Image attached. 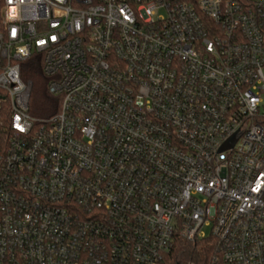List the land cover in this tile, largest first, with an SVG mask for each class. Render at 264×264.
<instances>
[{"label":"built area","instance_id":"obj_1","mask_svg":"<svg viewBox=\"0 0 264 264\" xmlns=\"http://www.w3.org/2000/svg\"><path fill=\"white\" fill-rule=\"evenodd\" d=\"M207 237L209 264H264V0H0V264Z\"/></svg>","mask_w":264,"mask_h":264},{"label":"trees","instance_id":"obj_2","mask_svg":"<svg viewBox=\"0 0 264 264\" xmlns=\"http://www.w3.org/2000/svg\"><path fill=\"white\" fill-rule=\"evenodd\" d=\"M24 78L32 83L30 113L36 117L53 115L59 106V98L48 91V78L44 75L41 61L30 59L24 69ZM219 253L214 237H207L197 243L180 240L163 264H209Z\"/></svg>","mask_w":264,"mask_h":264},{"label":"rangeland","instance_id":"obj_3","mask_svg":"<svg viewBox=\"0 0 264 264\" xmlns=\"http://www.w3.org/2000/svg\"><path fill=\"white\" fill-rule=\"evenodd\" d=\"M204 230L208 236L211 234V227H206Z\"/></svg>","mask_w":264,"mask_h":264},{"label":"water","instance_id":"obj_4","mask_svg":"<svg viewBox=\"0 0 264 264\" xmlns=\"http://www.w3.org/2000/svg\"><path fill=\"white\" fill-rule=\"evenodd\" d=\"M188 264H192V263H188Z\"/></svg>","mask_w":264,"mask_h":264}]
</instances>
